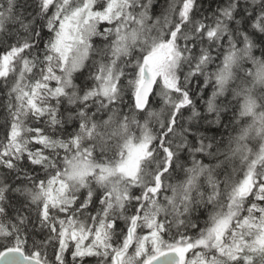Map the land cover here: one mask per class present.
Returning <instances> with one entry per match:
<instances>
[{"label":"snow or ice","instance_id":"obj_1","mask_svg":"<svg viewBox=\"0 0 264 264\" xmlns=\"http://www.w3.org/2000/svg\"><path fill=\"white\" fill-rule=\"evenodd\" d=\"M0 109V264H264V0H0Z\"/></svg>","mask_w":264,"mask_h":264},{"label":"trees","instance_id":"obj_2","mask_svg":"<svg viewBox=\"0 0 264 264\" xmlns=\"http://www.w3.org/2000/svg\"><path fill=\"white\" fill-rule=\"evenodd\" d=\"M19 3H20L21 5H23V4L25 3V0H19ZM208 3H209V0H205V7L208 6ZM213 7H215V5H213ZM0 111H2V109H0Z\"/></svg>","mask_w":264,"mask_h":264}]
</instances>
